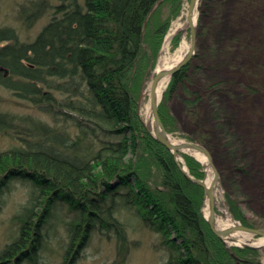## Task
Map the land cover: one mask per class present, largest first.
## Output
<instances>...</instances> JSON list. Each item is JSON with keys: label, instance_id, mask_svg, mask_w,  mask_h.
Instances as JSON below:
<instances>
[{"label": "trees", "instance_id": "1", "mask_svg": "<svg viewBox=\"0 0 264 264\" xmlns=\"http://www.w3.org/2000/svg\"><path fill=\"white\" fill-rule=\"evenodd\" d=\"M155 1L59 0L30 41L19 40L12 26L0 25V65L7 70L5 75L0 70V85L60 122L50 126L29 115L18 117L31 121L16 130L24 133L17 135L23 143L0 150V190L15 177L31 183L26 201L13 216L15 234L0 248V264H41L60 205L71 212L62 223L60 264H74L95 230L113 236L121 262L130 245L118 217L124 211L160 235L163 264H264L259 250L226 247L208 229L199 210L201 188L183 175L170 151L138 118L140 82L169 20L155 19L151 27L155 10L169 1L162 0L141 34ZM42 5L44 0L21 6L27 24ZM206 7L201 0L200 20ZM190 69L191 60L171 75L158 103L168 132L176 126L166 100L191 80ZM196 100L197 94L185 99L194 119ZM12 122L11 114L0 111V127ZM99 133L120 137L103 139ZM193 139L212 152L205 137ZM182 156L190 173L202 177L200 162ZM229 157L234 159L232 152ZM228 204L236 218L255 226L230 198Z\"/></svg>", "mask_w": 264, "mask_h": 264}, {"label": "rangeland", "instance_id": "2", "mask_svg": "<svg viewBox=\"0 0 264 264\" xmlns=\"http://www.w3.org/2000/svg\"><path fill=\"white\" fill-rule=\"evenodd\" d=\"M31 1L38 0H0V25L12 26L21 41L35 37L50 18L52 6L59 2L44 0L45 6L42 5L38 16L27 24L21 15V6ZM187 1L169 0L155 10L151 27L155 19L169 20L153 66L140 82L139 93L149 86L158 57L173 53L183 36L189 42L187 29L184 32L173 29L175 22L184 21ZM206 4L191 59V80L188 78L185 85H179L166 100L176 126L170 135L179 140L201 135L208 141L213 163L221 172L218 188L223 195L221 192L215 194L217 219L225 218L220 207H225L223 198L226 201L230 198L247 221L264 228V0H206ZM194 66L196 71H193ZM189 85L195 93H190ZM195 94L193 113L198 118L194 119L188 113L185 99H194ZM138 97L135 101L137 115L143 100ZM145 100L148 101V94ZM0 111L11 114L14 122L18 117L29 115L55 124L48 114L1 85ZM16 130L21 131L15 127H0V150L23 143L17 135L24 134ZM106 138L117 137L107 134ZM230 151L234 159L229 157ZM182 161L185 163L184 157ZM200 165L203 175L201 162ZM30 189L27 179L15 177L0 190V248L15 234L13 216L26 201ZM57 213L58 219L54 220L53 230L47 237L48 245L41 264L61 262L65 238L63 221L70 218L71 212L67 206L60 205ZM125 213L127 211L118 213L119 220L125 223L126 239L130 243L125 258L117 262L119 257L113 236H104L95 230L74 264H163L165 250L160 245V235ZM249 238L254 242L259 237ZM258 250V258L264 262V246Z\"/></svg>", "mask_w": 264, "mask_h": 264}, {"label": "bare ground", "instance_id": "3", "mask_svg": "<svg viewBox=\"0 0 264 264\" xmlns=\"http://www.w3.org/2000/svg\"><path fill=\"white\" fill-rule=\"evenodd\" d=\"M162 0H156L155 2H154V4H152L151 6H150V8H149V10H148V12H147V14H146V16H145V18H144V21H143V24H142V29H141V34H143V32H144V26H146V21H147V19H148V16H149V14H151V12L152 11H154L155 9H156V7L160 4V2H161ZM188 2H189V0L187 1V5H188ZM200 2H201V0H198V5H197V8L196 9H194L193 10V18L195 17V22H196V41H195V47H194V50H193V54H192V56L184 63V64H186L189 60H191L193 57H194V54H195V48H196V45H197V37H198V28H199V20H200V17H199V4H200ZM186 10H187V6H186ZM186 10H185V16H186ZM185 16H184V21L183 22H175L174 23V25H173V29H174V31L175 32H178V31H181V32H184L186 29L188 30V33H189V29H188V27H186V25H185ZM41 29V28H40ZM38 33V32H37ZM36 36V35H35ZM189 44H190V35H189V42H187L186 40H185V38H184V36L182 37V39H181V41H180V43L178 44V46H177V48L174 50V52L173 53H167V54H163V55H160L159 57H158V60H157V63H156V65H155V68H154V73H155V71H157V70H159V69H162V68H169V67H171V66H173L174 64H176L181 58H182V56H183V54L187 51V49H188V47H189ZM156 55H157V52H156V54H155V56H154V58H152L151 60H150V62H149V65H148V67H147V70H146V72H148L149 71V68H151L152 66H153V63H154V60H155V58H156ZM183 64V65H184ZM182 65V66H183ZM182 66H180V67H182ZM179 67V68H180ZM178 68V69H179ZM177 69V70H178ZM0 70L1 71H3V74L5 75L6 73H7V70H6V68L4 67V66H2V65H0ZM175 72V71H174ZM173 72V73H174ZM153 73V74H154ZM172 73V74H173ZM171 74V75H172ZM171 75H170V77H171ZM153 76V75H152ZM170 77H168L167 75L166 76H164L163 78H162V80L158 83V85H157V88H156V96L157 97H159V95L162 93V95H163V93H164V90L166 89V87H167V85H168V82H169V79H170ZM151 79H152V77H151ZM151 81V80H150ZM150 84V83H149ZM189 90V89H188ZM148 91H149V86H145L144 88H143V90H142V92H140L139 93V99H140V101L142 100V103H141V105H140V108H139V115H138V118H139V120H140V122L143 124V126H144V123H147V124H151L152 123V116H151V114H150V109H149V93H148ZM193 93V92H192ZM146 94H148V101H146L145 100V95ZM162 95H161V97H162ZM171 96V95H170ZM141 97V98H140ZM161 99V98H160ZM34 107V106H33ZM157 112H158V106H157ZM7 113V112H6ZM9 114V113H8ZM159 115V114H158ZM159 118H160V116H159ZM40 120V119H39ZM161 120V119H160ZM41 121H43V122H46L45 120H41ZM54 121V120H53ZM29 122H31V121H29V120H27V119H24V120H19V118H16V121L15 122H12V124L10 125V126H8V127H10V128H14L15 127V129H17V128H19V129H21L22 127L23 128H26L27 127V125H29ZM162 122V121H161ZM47 124H49L50 126H53L54 124H50V123H48V122H46ZM60 123V122H59ZM59 123L57 122H55V124H57L58 126H59ZM18 124H20V125H18ZM67 124H70V122H67ZM163 124V123H162ZM164 126V125H163ZM21 127V128H20ZM144 128H145V126H144ZM164 129L166 130V128L164 127ZM145 130L147 131V129L145 128ZM17 131H19V130H17ZM69 132L70 133H73V130L72 129H70L69 130ZM148 132V131H147ZM166 132L169 134V137H170V139H172L174 142L175 141H178L179 139H176V138H174V137H172L171 135H170V133L171 132H168L167 130H166ZM151 136H152V134L150 133V132H148ZM22 134H24L23 132H22ZM114 135H116V139H113V140H117V139H119V135H117V134H114ZM99 136L101 137V138H103V139H109V138H106V136H107V134H102V133H99ZM152 138L154 139V140H156L153 136H152ZM110 140H112V139H110ZM185 140H188V141H196L195 139H185ZM157 141V140H156ZM157 142H159V141H157ZM196 142H198V141H196ZM160 143V142H159ZM198 143H200V142H198ZM162 144V143H161ZM200 144H202V143H200ZM163 145V144H162ZM203 146H204V144H202ZM166 147V146H165ZM167 148V147H166ZM206 149H207V151L209 152V154H210V158H211V162H212V164H213V166H214V168L218 171V168H217V165L216 164H214L213 163V160H212V152L207 148V147H205ZM169 151H170V153L172 154V157H173V159H174V161L176 162V164H177V166H178V168L180 169V167H183L184 169H185V171L190 175V176H192V177H194V178H197V179H203L204 180V184H205V186H209V184H210V182L212 181V178H213V169L211 168V167H206V168H204L203 167V165H202V167H203V175H202V177H197V176H194L193 174H191L190 173V171H189V169L186 167V165H185V163H183V161H182V154L183 153H186V154H189V155H191L192 157H194L197 161H199V162H201V164H202V162L206 165V161H207V159L205 158V156L204 155H202V154H200V153H195V152H186V151H180V153H179V155H176V154H173V152L169 149V148H167ZM180 171H182L181 169H180ZM183 173V175L186 177V178H188L190 181H192L187 175H185L184 174V172H182ZM218 175H219V180H220V174H219V171H218ZM193 183H195L196 185H198L200 188H201V190H202V199H201V201H202V203H201V208H200V213H201V215H202V217H203V219H204V222H205V224L207 225V227H208V229L217 237V238H219L223 243H224V245L226 246V247H230V246H239V247H248V248H254V249H259V248H261V246L263 245L264 246V238H261L260 236H258L259 238H258V240L257 241H251L250 240V238H249V236H257V235H254V234H250V233H248V232H244L243 230H239V229H232L231 230V232H229V233H227L226 234V236H224V238L223 239H221L220 237H218L213 231H212V229H211V227H210V225H209V223H208V221H207V214H208V210H207V206H208V203H207V199L204 197V192H203V186L202 185H200V184H198V183H196V182H194V181H192ZM220 182V181H219ZM216 190H218V191H216ZM216 192H221V194L223 195V193H222V191H219V188H218V186L216 185V182L214 183V185L212 186V195H213V198H214V201H215V205H214V211H215V216H214V225H215V227L216 228H219V229H224V228H227V227H230V226H233V224L236 222V221H238V222H240L241 224H243V225H245V226H248V227H256V226H250V225H248V224H244L243 222H241L240 221V219H238V218H236L235 216H234V214L233 213H231V211H230V208H229V205L227 204L228 203V201H226L224 198H223V204H224V206H225V203L227 204V206H228V209L226 208V206L223 208V207H220L221 208V210L224 212V214H225V218H223V219H217L216 218V215H217V202H216V198H215V194H216ZM230 213L232 214V216H233V218L234 219H232L231 217H230ZM134 219H136V218H134ZM137 220V219H136ZM257 228H261V227H257ZM242 243H246V244H249L250 246H247V245H243ZM253 246H255V247H253Z\"/></svg>", "mask_w": 264, "mask_h": 264}, {"label": "water", "instance_id": "4", "mask_svg": "<svg viewBox=\"0 0 264 264\" xmlns=\"http://www.w3.org/2000/svg\"><path fill=\"white\" fill-rule=\"evenodd\" d=\"M198 5V0H189L188 5H187V10H186V16H185V25L189 29V35H190V44L187 49V51L183 54L182 58L173 66L169 68H162L157 71L152 76V79L149 84V109H150V114L152 116V123L147 124L144 123L145 128L147 129L148 132L152 134V136L162 143L164 146L169 148L173 154L179 155L180 151H186V152H195V153H200L205 156L207 159L206 165L202 162V165L204 168L206 167H211L213 169V178L212 181L210 182L209 186H205L204 184V178L203 179H197L192 176H190L183 167H180L182 172H184L185 175H187L192 181L200 184L203 186V192H204V197L207 199V221L212 229V231L221 239L226 236L227 233L231 232L232 229H239L243 230L244 232H248L250 234H254L257 236H260L261 238H264V228H257V227H248L240 222L236 221L233 226L224 228V229H219L216 228L214 225V216H215V211H214V205L215 201L212 195V186L216 182V185L219 187L220 185V180H219V175L218 171L214 168L210 154L203 146L202 144L196 142V141H188V140H178V141H173L170 139L169 134L166 132L164 129V126L159 118L158 112H157V106L159 103V100L161 98L162 93L159 95V97L156 96V88L158 83L162 80L164 76L170 77V75L176 71L180 66H182L193 54V50L195 47V41H196V22H195V17L193 18V10L197 8ZM226 208L228 209L227 204L225 203ZM230 217L232 219L233 216L230 213ZM243 245L250 246L249 244L242 243ZM255 247V246H253Z\"/></svg>", "mask_w": 264, "mask_h": 264}]
</instances>
